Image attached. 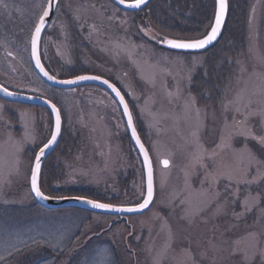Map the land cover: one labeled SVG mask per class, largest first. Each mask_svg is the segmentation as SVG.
Instances as JSON below:
<instances>
[{
  "label": "rangeland",
  "instance_id": "obj_1",
  "mask_svg": "<svg viewBox=\"0 0 264 264\" xmlns=\"http://www.w3.org/2000/svg\"><path fill=\"white\" fill-rule=\"evenodd\" d=\"M47 1L0 0V83L11 91L52 101L72 138L71 150L52 160L53 194H45L136 205L145 195L143 168L113 98L95 86L54 89L33 69L31 21L37 22ZM249 3L244 50L233 54L223 73L226 78L214 83L216 100L201 106L191 90L198 75L210 74L205 52L166 50L152 38L156 31L147 19L120 10L111 0H62L44 42L47 67L57 79L98 75L120 89L154 163L156 199L146 214L123 220L39 208L31 194L30 175L35 155L50 139L52 117L43 108L0 99V172L7 181L0 191V264L26 246L49 252L39 264H262L264 179L247 186L241 183L239 199L230 196L231 186L225 191L228 182L223 179L211 186L212 191V177L206 179L205 169L190 163L194 150L190 133L197 120L194 110L188 115L184 110V100L194 96L202 123L200 140L211 151L219 143L225 116L241 119L231 109L225 111V104L242 89L243 103L260 99L253 93L264 90V82L253 73L264 74V0ZM250 123L256 134H264V119L253 117ZM232 143L241 148L244 138ZM247 143L264 158L258 142ZM163 159L170 161L168 168L162 167ZM215 159L226 170L234 169L230 151ZM17 160L18 173L8 175ZM212 171L209 165L208 172ZM254 176L255 168L248 179ZM246 190L260 194L258 204L250 201L251 211L242 204ZM186 199L193 211L204 209L191 225L182 219L189 208V203H181Z\"/></svg>",
  "mask_w": 264,
  "mask_h": 264
},
{
  "label": "snow or ice",
  "instance_id": "obj_2",
  "mask_svg": "<svg viewBox=\"0 0 264 264\" xmlns=\"http://www.w3.org/2000/svg\"><path fill=\"white\" fill-rule=\"evenodd\" d=\"M218 4V10L214 13V22L210 27V31L204 35L202 38H192V39H182L179 37H168L156 33L152 36L157 43L166 45L169 49L174 50H182V51H189V50H203L206 49L209 45H211L214 41H216L217 37L219 36L222 26L225 21V17L228 11V2L227 0H216ZM56 7H60V0H55ZM119 3L125 5L128 8H135L139 9L142 5L147 3V0H119ZM6 6V5H5ZM53 8V0H48L46 7L43 8L42 14L39 15L37 22L34 24V32L31 35V45L33 54L36 56L37 65L41 67V71H44L43 66L40 64V55H39V44L41 40V34L45 29V21L46 18L52 14ZM79 9H77V18H79ZM255 14V9H253V15ZM93 29L95 30V25H93ZM151 32L149 28L145 34ZM151 67V66H150ZM241 73H243L246 69L243 64H241ZM48 76V79L53 80L55 79L54 76L49 75L46 71L44 73ZM262 82H264V74H255ZM205 75H207V71L205 70ZM190 79V78H189ZM85 80H101L103 84H106L113 92H115L116 96L120 98V103L124 106V112L127 114V124L131 128V137L135 140V144L139 146V152L143 154V165L146 166L147 169V190L146 195H144V199L142 202L134 205V206H125V205H114L111 203H101L93 199H89L83 196H75L71 197V199L85 203L90 205L94 209H103L106 211L111 212H142L145 209L149 208V205L153 201L154 197V182H153V163L152 159L149 154L148 148L145 147L144 143L141 142L140 136L137 133V129L133 122L132 112L130 111L128 104L125 102L124 95L121 94V91L112 83H110L107 79H102V77L98 75H79L76 76L74 79L69 80H62L59 81L63 84H77L81 81ZM155 81V74H153L152 79L150 82L154 83ZM0 90L4 91L7 95H13V93L8 92L7 88H0ZM245 91L242 89L237 95L233 98V100L228 101L225 104V111L231 109L234 113L238 114L241 119H237L236 115H233L231 120L225 116L224 123L221 128L220 136H219V143L216 145V148L209 149L204 148L203 143L200 140V135L202 131V123L200 120V110L195 107L196 99L194 96H188L184 100V110L185 114L188 115L191 111H195L197 123L194 125L193 130L191 131L190 135L194 140L193 144V151L189 153L191 157V165L195 167L197 164L206 172V179L211 176V184L210 189L215 192V189L212 188V185L218 184L221 179L228 182L226 185L225 191H227V187H232V192L230 196L234 197L235 199H239V192L240 188L239 185L241 183L247 185L258 183L260 179H264V158H261L257 155L252 148L248 146L247 141L249 139L258 142L262 149H264V134H256L250 123L251 118L253 117H260L264 119V90H258L253 95L259 96L260 99L253 100L251 98L248 99L247 103H243ZM169 97L172 96V93L167 94ZM253 105H257L253 107ZM52 111L55 113V123L53 130L50 134V139L45 143L42 147L39 148V153L34 157V167L31 170L30 175V185H31V192L34 193L35 197H38L42 200H50V199H67V197H54L51 195H46L43 191H41V187L39 185V178L41 172V158L45 156L46 150L51 149L58 140V137L61 135V114L60 110L56 107L55 104L52 105ZM237 137L244 138V144L241 148H236L233 146V141ZM192 143V142H190ZM230 151L233 155L234 160V169L233 170H226L225 166L222 163L216 161L215 157L220 155L223 151ZM207 158L208 163H205V159ZM165 168H168L170 165V161L168 159H163L161 161ZM19 161L16 162V168L13 171H9L8 175H12L18 173L19 168ZM209 165H211L213 171L211 173L208 172ZM255 168L256 176L252 179H248V175L250 171ZM3 173L0 172V191L3 189V185L7 182L5 179L2 178ZM247 191V190H246ZM207 195V191L204 193ZM219 196V193H215ZM235 199L232 201L235 203ZM260 194L252 195L250 191H247L242 204L246 211H251L252 204L250 201H254L255 203H259ZM181 203H189V208L186 209L185 216L182 219H185L189 222V225L194 224L196 217L200 215L204 209H200L199 211H193L191 209L190 202L186 199L181 201ZM227 204V197L225 199V205ZM226 214V208L223 212ZM237 216H242L243 213H237ZM203 222H207L204 220ZM171 231V230H169ZM249 235L255 236V233H250ZM37 244L41 243L39 241L36 242ZM234 243L238 244L239 241H235ZM18 251H22L19 250ZM62 251V249H61ZM260 255L264 258V249H261ZM107 264H111V261H108ZM159 264V261H157ZM262 264H264V260H262Z\"/></svg>",
  "mask_w": 264,
  "mask_h": 264
},
{
  "label": "trees",
  "instance_id": "obj_3",
  "mask_svg": "<svg viewBox=\"0 0 264 264\" xmlns=\"http://www.w3.org/2000/svg\"><path fill=\"white\" fill-rule=\"evenodd\" d=\"M228 1L229 14L223 35L216 46L205 52L207 69L210 74L205 78H203V74L198 75L191 90L201 106L211 105L216 100L217 96L215 93L217 90L214 93L212 88L214 83L226 78L223 73L226 70L228 62L233 58L235 52L239 53L241 49L242 52L244 50L246 25L250 13V0ZM215 11L216 0H152L144 11L132 15L142 17L144 21L148 20L156 33L168 37L192 39L202 38L209 32L214 22ZM220 63L223 64V66L221 64L222 68ZM208 94H210L209 100L207 99ZM71 147L72 138L63 128L58 148L45 162L42 169L41 189L44 193L46 191L52 193L49 188V180L54 175L52 160L54 158L57 159L58 155L63 156L65 152H69ZM85 197L102 203H111L103 199ZM45 250V247L26 246L21 252L11 256L3 264H39L43 260V255L49 253L47 251L45 253Z\"/></svg>",
  "mask_w": 264,
  "mask_h": 264
},
{
  "label": "water",
  "instance_id": "obj_4",
  "mask_svg": "<svg viewBox=\"0 0 264 264\" xmlns=\"http://www.w3.org/2000/svg\"><path fill=\"white\" fill-rule=\"evenodd\" d=\"M111 1L117 8H119L120 10H122L124 12L137 14V13H140V12L144 11L149 6V4L151 3L152 0H147V3L145 5H142L141 8H139V9L125 7V5H122V4L119 3V0H111ZM227 2H228V11H227V14H226L225 21H224V24L222 26L221 32H220L219 36L217 37L216 41H214L206 49L182 51V50L169 49V48L166 47V45H163V44H160V43H158V44L161 47L165 48L166 50H169V51H172V52H178V53H203V52H206V51L212 49L214 46H216L218 44V42L220 41V39H221V37L223 35V32H224V28H225V25H226V22H227V19H228V14H229V1L227 0ZM216 10H218L217 2H216ZM56 11H57L56 3H55V0H53L52 14H50V16L48 18H46L45 29L43 30V32L41 34V40H40L39 49H38L39 55H40V64L43 66L44 71H41V67L37 65L36 56L33 54L32 45L30 44L31 61H32L33 67H34L36 73L38 74V76L47 85H49L50 87H52L54 89L64 90L65 91V90H73V89H77V88H81V87H85V86H95V87H98V88L106 91L113 98V100L118 105V107L120 109V112L122 114L123 120H124L125 125H126V129H127V132H128V136L130 138V141H131V143H132V145H133V147H134V149H135L136 153L138 154L139 159L141 161L142 168H143V174H144L145 195H146V190H147V169H146V166H144L143 163H142L143 154L139 152V146L135 144V140L131 137V128L127 124V119H128L127 114L124 112V106H123V104L120 103V98L118 96H116L115 92H113L106 84H103L101 82V80H85V81H81V82H79L77 84H63V83L59 82V81H62L61 79L55 78L53 80H50V79H48V76H46L44 74L45 71H46L49 75L53 76L52 74L49 73V71L45 68V66L43 64L42 57H41V44H42L43 36H44L46 30L48 29L49 25L53 21V18L55 16ZM71 79H74V78H71ZM66 80H69V79H66ZM0 88H5V87L0 84ZM7 90H8V92L13 93V95H7L4 91L0 90V99L1 100L5 101V102H8V103H13V104H18V105H25V106H32V107H38V108H43V109L47 110L50 113L51 117H52L53 127H54L55 113L52 111V105L54 104L52 101H50L48 99H45L43 97L35 96V95L18 93V92L11 91L9 89H7ZM121 94L123 95L122 92H121ZM124 98H125V96H124ZM125 102L128 104L126 98H125ZM128 107H129V104H128ZM129 109H130V107H129ZM130 111H131V109H130ZM132 116H133V114H132ZM133 122L135 124L134 118H133ZM135 127H136V125H135ZM62 132H63V119H62V116H61V135L58 137L57 143L51 149L46 150L45 156H43L41 158V172H40V178H39V185H40V182H41V174H42L43 165H44L45 161L49 157H51V155L57 149V147H58V145H59V143L61 141ZM137 133H138V131H137ZM138 135H139V133H138ZM140 139H141V137H140ZM141 142L144 143L142 141V139H141ZM38 153H39V151H38ZM152 163H153V160H152ZM161 165H162V167H164L162 163H161ZM33 167H34V164H33ZM153 170H154V172H153V182H154V197H153V201L149 205V208L143 210L142 212H124V213L111 212V211H106V210H103V209H94L88 204L73 200L71 198L42 200V199H39L38 197H35L34 193L31 192V194H32V197L35 200L36 204L39 207H41L42 209H45V210H48V211H60V210H72V209H75V210H80V211H84V212H88V213H94V214H99V215H107V216L117 217V218L123 220V219L130 218V217L142 216V215L146 214L147 212H149L150 209L152 208V206L154 205V202H155V199H156V182H155L154 163H153ZM40 187H41V185H40ZM30 190H31V185H30Z\"/></svg>",
  "mask_w": 264,
  "mask_h": 264
},
{
  "label": "flooded vegetation",
  "instance_id": "obj_5",
  "mask_svg": "<svg viewBox=\"0 0 264 264\" xmlns=\"http://www.w3.org/2000/svg\"><path fill=\"white\" fill-rule=\"evenodd\" d=\"M31 1H32V0H31ZM47 3H48V1H47ZM61 6H62V0H60V7L57 8V11H56L55 16H54V18H53V21L51 22V24L49 25L48 29L46 30V32H45V34H44V36H43V39H42V44H41V57H42V61H43V64H44L45 68L49 71L50 74H52V73L50 72L49 68L47 67L46 61H45V59H44L43 48H44V42H45L46 37H47V35H48V31H49L50 27L52 26V24L54 23L55 18H56V15H57V13L59 12ZM34 24H35V21H34V20L31 21V28H33V32H34ZM32 34H33V33H32ZM30 57H31V53H30ZM32 66H33V64H32ZM33 69H34V67H33ZM34 71H35V70H34ZM35 72H36V71H35ZM52 75H53V74H52ZM53 76H54V75H53Z\"/></svg>",
  "mask_w": 264,
  "mask_h": 264
}]
</instances>
